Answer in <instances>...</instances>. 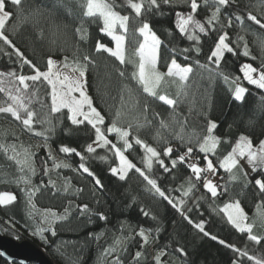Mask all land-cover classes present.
Here are the masks:
<instances>
[{
	"label": "trees",
	"instance_id": "trees-1",
	"mask_svg": "<svg viewBox=\"0 0 264 264\" xmlns=\"http://www.w3.org/2000/svg\"><path fill=\"white\" fill-rule=\"evenodd\" d=\"M197 2L201 6L196 18L205 22L214 10V6L211 3L205 4V0H197ZM115 3L120 6L116 10L122 15L130 16L124 64L107 53H96L97 41L108 46H112L113 41L100 31L103 24L99 18L92 22L90 18L82 17L83 8L79 0H25L23 13L10 22L8 32L15 45L42 71L47 69V59L50 56L58 59L67 57V60L77 67V62L83 63V55H89L93 63L86 73V90L93 100V105L105 116V124L118 121V126L129 129L132 134L128 139L132 147L126 151L128 158L145 171L146 175L156 179L159 187L167 194L180 200L182 193L189 190L191 185H195L191 188L189 196L183 197V207L185 213L194 222H205V230L210 235L204 236L189 224L176 208L150 189L135 169L130 170L123 181L118 176H114L110 169L117 166L118 159L110 145L96 147L94 153H87V146L95 140V130L87 123L78 127L71 125L67 119V109L62 110L61 113L50 114L51 100L48 93L51 89L46 81H38L30 88V92L34 89L36 93L31 107L41 118L47 116L54 125V131L48 134V139L45 140L43 136L25 130L22 124L9 114H0V138H3L2 128L5 123L12 122L23 135L46 141L79 170L63 171L64 179L70 184L67 191H63L62 183L52 188L45 185L51 178L50 173L48 176L43 175L42 161H45V158L40 154L35 155L36 174L32 181L35 187L40 186L41 181L46 187H42L36 193L34 202L40 207L62 210L69 206V201H72L71 212L66 220L58 221L53 225L56 236H51L50 232L42 236L37 235L28 216L27 201L10 183L19 176L18 166L13 160L8 159L3 150H0V192H11L17 197L13 205L0 206V233L16 240L31 241L41 247L55 264H113L115 259L104 263L101 255L114 243L116 234L125 226L132 230L141 227L150 229L152 242L141 249V242L128 241V244L120 248L115 256L119 257L121 264H154L152 250L159 251L165 246L169 257L176 264H184L185 260L174 252L176 247L185 249L187 264H232L234 259L239 260L241 264H255L254 260L248 259L249 256L264 260V239L260 244L249 240L247 233L238 232L227 222L223 213L218 211L226 200L238 199L241 207L248 214L247 222L254 223V234L264 237V216L261 215L264 213V194H260L259 189L254 187V179L261 177L251 171L247 158L244 160L250 169L248 180L253 182L248 183L247 187H245L247 182L239 170H233L237 179L232 180L229 173L219 168V161L232 150L241 134L249 135L253 139L254 146L260 139H264V90L249 85L239 70L244 63H251L259 68L264 61V30L246 19L247 13L252 12L264 22V0H236V4L227 9L229 14L245 17L244 24L241 25L235 21L233 15L234 26L225 29L229 31L234 42L238 34L243 35L244 40L240 42L238 54H226L219 69L207 60L217 40L216 32L209 31L207 35L198 34L200 41L197 43L188 41L186 34L182 35L175 28V11H190L183 0H172V5H165L160 10L145 15L144 18L162 41L159 48L158 70L166 73L173 58L182 66L191 65L193 68L188 82V96L186 102L178 109L180 114L178 117L173 116L169 106L144 93L142 87L132 78L139 63L136 49L141 37L135 32V28L139 26L140 18H136L135 13L126 6V0H115ZM81 19H84L87 27L85 40H81L80 35L75 32V28L80 26ZM221 20H225L223 14ZM244 43H247L250 52L248 57L240 54ZM197 47L200 49L199 54L195 52ZM185 48H190L192 51L184 53ZM0 49L3 50L0 51V72L15 70L24 75L34 73L29 66L21 65L12 49L2 41H0ZM185 56H188V59H185ZM197 61L199 64L196 63ZM200 65H206V68H201ZM121 72L124 73L123 76L120 75ZM220 73L229 75L228 83L223 80ZM236 76L240 77V84L249 89L242 103L236 102L233 98L234 85H231L230 81ZM166 80L168 82H162L158 92L175 98L177 87L170 82L171 78ZM208 99L210 103L207 102ZM6 100V94L0 93V101ZM145 104L149 106L147 113L144 111ZM189 107L192 108L191 113ZM117 112L120 113L119 116ZM155 113H159V117H156ZM250 118L254 121L253 124H249ZM161 119L172 123L173 126L162 129ZM207 119L218 123L219 127L215 134L221 138L216 154H209V158L218 169L217 175L222 183L221 190L224 186L229 189L225 195L216 199H213L203 188V179L196 181L190 169L183 163L178 162L176 167L172 168L170 159L162 157L170 171L165 172L155 161L149 171L144 163L145 153L140 145L135 144L134 139L139 137L161 152L163 147L170 143L174 148L172 159L184 153L186 150L184 145L191 139L194 145L192 157H195L198 165L203 168L205 166L203 154L198 152L195 142L204 134L203 129ZM181 125L184 140L178 135L181 133ZM46 127L48 126L39 122L33 125L35 131H43ZM108 136L113 137L115 134ZM7 137H9L8 133ZM112 142L117 147L123 148V141ZM62 145L75 148L84 156L83 162L95 177L100 179L102 188L95 184L93 177L79 169L81 163L79 156L75 153L59 151ZM241 167L243 168L242 165ZM243 170L246 171L244 168ZM83 204L89 206V212L81 215L76 206ZM188 208L192 211L188 212ZM141 209L147 211L149 216H144ZM101 212L106 215L107 220L99 218L97 213ZM212 235L218 239L212 240ZM219 240L235 245L241 252L246 251L248 255L241 256L234 253L232 249L221 245ZM137 251H141L143 256L139 261H134ZM3 263L5 261L0 256V264Z\"/></svg>",
	"mask_w": 264,
	"mask_h": 264
},
{
	"label": "snow or ice",
	"instance_id": "snow-or-ice-1",
	"mask_svg": "<svg viewBox=\"0 0 264 264\" xmlns=\"http://www.w3.org/2000/svg\"><path fill=\"white\" fill-rule=\"evenodd\" d=\"M25 0H0V41L7 45L15 56L19 59L21 65L29 66L34 74L24 75L19 74L15 70L4 73L0 72V93H5L7 100L0 101V114H9L16 121H19L23 128L29 132H34L37 136H43L45 140L48 139V134L54 131V125L52 121L45 116L41 118L39 113L35 111L31 105L33 104V98L36 96L35 90L30 92V88L35 85L38 81H46L50 86L51 91L48 93L50 96V114L61 113L62 110L67 109V119L73 126H80L87 123L95 130V140L93 144L96 147H107L111 146V150L114 151L116 157L119 160L118 167H112L110 169L114 176H118L121 181L125 180L127 174L130 170L135 169L147 184L150 189L154 191L159 197L166 200L172 207L176 208L178 212L192 224L195 229H197L204 236H209L210 233L205 230V222H194L186 213L183 207L184 199L183 197H188L191 188L195 185H191L189 190L182 193V198L180 200L175 199L172 195L167 194L162 190L156 179L150 178L146 175L145 171L137 167L128 157L124 154L125 151L132 147V143L129 141V136L132 134L128 128L118 126V121H112L110 124H105V116L101 114L100 111L93 105L92 98L88 95L86 91L87 79L86 73L90 64L93 61L90 59L89 55H83V63L77 62V67L79 71V76L76 78H69L64 76L61 79V73L57 68V62L50 56L47 59V70L42 71L32 60L28 59L24 52L18 48L13 39L10 38V33L8 32V27L10 22L23 13V4ZM184 4L190 8V11L185 12L183 10L175 11V28L184 35L186 34L188 41H195L199 43L200 36L198 34L207 35L209 31H214L217 33V40L214 43V47L210 50V55H208L207 60L209 63L215 65L217 69L221 67L222 61L225 60L226 54L237 55L240 49V42L244 40L243 35H237L235 42L231 39L229 31L225 29H231L234 26V19L241 25L244 24L245 17L238 14H229L227 9L232 8L236 4V0H205V4L211 3L214 6V10L211 11V15L206 19L205 22L197 19L198 9L200 4L197 0H183ZM80 6L83 8L82 17L90 18L92 22H95L96 18L102 21L103 27L100 31L106 34L108 37L114 41L115 46L110 47L100 41L96 42L95 51L96 53H107L109 56L114 57L121 64L125 63V41L126 36L130 30V16L122 15L120 11L116 10L117 7L115 0H79ZM165 5H172V0H126V6L130 8L134 13L136 18H140L139 26L135 28V32H138L139 36L142 37V41L139 43V47L136 49V55L139 57V63L137 70L133 72L132 78L137 81V83L142 87L143 92L147 93L153 98H157L163 104L169 106L172 110L173 116L178 117L180 114L178 109L180 105L186 102L188 96V82L190 74L193 72L191 65L182 66L173 58L167 68V72H160L157 68L158 58H159V48L161 46V39L153 30L151 24L145 19L147 13H152L154 11L160 10ZM11 6V7H10ZM223 10V13H222ZM225 17V20H221V15ZM246 19L253 22L255 25L259 26V29L264 30V22L262 19L258 18L257 15L252 12H248ZM207 25V27H206ZM75 32L80 35L81 40H85L87 36V27L85 26L84 19H81L80 26L75 28ZM42 34V33H41ZM0 51H3L0 49ZM192 49H183L184 53H190ZM200 49L195 48V52L199 54ZM8 55V53H5ZM243 56H250L247 43L243 45ZM67 60V57L64 58ZM188 59V56H185ZM255 59V57H252ZM199 64V61L196 62ZM68 65L65 63L64 67ZM201 68H206V65H200ZM55 69V71H54ZM240 72L243 73V79L247 81L249 85L255 86L259 90H264V61L261 62L259 68L254 67L251 63H244L240 66ZM121 76L124 75L123 72L120 73ZM223 80L228 83L229 75L220 73ZM166 78H171V83L175 84L177 87V92L175 93V98H172L168 94H160L158 89L161 88L162 82H168ZM231 85H234L233 98L236 102H243L245 100L246 94L249 89L240 84V77L236 76L230 81ZM78 93V96L75 95ZM210 103V99L207 101ZM41 107H43V102H41ZM144 111L147 113L149 111V106L144 105ZM192 112V108L189 107V113ZM120 113L117 112V116ZM199 115V113H197ZM156 117H159V113H155ZM39 122L42 125H47L43 131H35L33 128L34 123ZM150 123V121H149ZM254 121L249 120V124H253ZM173 126L172 123H167L163 119L160 120V127L162 129H168ZM131 125L129 126V128ZM219 127L216 121L211 119L206 120L205 128L203 129V135L199 136L195 142V146L198 147V152L203 154V160L205 161V166L202 168L196 162H189L188 168L195 177L196 181L203 179V188L211 194L213 199L225 195L229 189L224 186L223 190L219 184L213 183L212 179H209L208 174L215 176L217 173V167L214 165L213 160L209 158V154L215 155L216 149L221 143V138L215 134V131ZM107 133V134H106ZM115 134L119 141H123V150L117 147L109 138L108 135ZM181 140H184L183 126L181 125V133L178 134ZM135 144L140 145L143 149L144 163L146 168L150 171L153 165V161L158 163L165 172H169L170 168L165 164V160L162 157H168L170 159L171 167L175 168L177 163H185L186 160H190L193 156L194 145L189 139L187 144L184 145L186 150L183 154L177 156L176 159H172L174 152L173 146L169 143L163 147L162 152L158 151L157 148L150 146L145 143L139 137H135ZM93 144H89L86 148L87 153H94L96 147ZM0 150H3L5 154L11 151V155L8 156L9 160H14L18 165H20V171L23 172L27 169L32 175H35V168L33 166V156L35 153L30 152L28 149H24L23 152L17 151L16 145L0 143ZM59 151L62 153H75L80 157L81 163L79 164V169L83 173H87L88 176L93 177L96 185L101 188L103 185L99 178L95 177V174L90 170L89 167L85 165L84 156L78 152L75 148L68 146H61ZM48 160L53 161V167H68L67 164L57 163L52 156L51 151L47 152ZM247 158V163L251 167L253 173H258L261 178L254 179V187L259 189L260 194H264V139H260L258 144L254 146L253 139L249 135L241 134L227 155L219 161V168L223 169L225 172L230 174V179L236 180L237 176L234 174L233 170H239L245 181V187L248 183H253L248 180V172L244 171L241 167V161ZM43 163V175L48 176L50 169L48 168L47 160L42 161ZM25 184H31L30 178L24 179ZM49 184L54 186V182L49 180ZM42 187H46L44 182L41 181L40 186L33 188H22L21 191L25 193L27 197L28 204L34 209L35 205L32 203L33 197L37 192L41 190ZM67 191V188H65ZM83 191V189H80ZM17 200V197L11 192H0V206L13 205ZM68 207L64 208V213L58 215L56 212L48 209L43 213V221L48 224V227H37V233H44L50 231L51 236H56V231L51 229V225L56 221L66 220L71 212L72 201L68 202ZM81 215L89 212V206L87 204L77 205ZM197 207L199 205L197 204ZM144 216H149V213L141 209ZM188 212L192 209L188 208ZM220 213L226 217L227 222L231 224L238 232L247 233L248 239L260 244L264 237L254 234V223H248V214L241 207V203L238 199L226 200L222 207L218 209ZM30 217L33 213H29ZM101 220H107L104 213H97ZM264 216V213H261ZM155 219V217H152ZM9 223V222H5ZM157 232L159 229L156 230ZM140 237L141 244L140 247L143 249L145 245L152 242L151 230H146L143 227L139 229L136 233ZM212 240H217L218 238L214 235L211 236ZM120 243V241H117ZM221 245L232 249V251L241 256H247L246 251L241 252L239 248L235 245L226 244L224 240H219ZM167 246L157 252L154 257V264H173L170 259H165L169 256L167 252ZM115 251L114 248H109L106 252L111 253ZM175 253L179 256L184 257V264H187L186 257L187 253L183 247H176L174 249ZM4 253H0L3 255ZM143 253L137 251L135 253L134 261H139ZM248 259L254 260L255 264H264V260L257 259L255 257L249 256ZM113 264H121L119 257L113 261ZM232 264H241L239 260L234 259Z\"/></svg>",
	"mask_w": 264,
	"mask_h": 264
},
{
	"label": "rangeland",
	"instance_id": "rangeland-1",
	"mask_svg": "<svg viewBox=\"0 0 264 264\" xmlns=\"http://www.w3.org/2000/svg\"><path fill=\"white\" fill-rule=\"evenodd\" d=\"M142 39L143 38L141 37V41H142ZM114 46H115V44H114V41H113V45L110 46V47H114ZM53 59L57 62V68L59 69V71L61 73V79L64 76H68L69 78H76V77L79 76L78 67L73 66L68 60L58 59V58H53ZM65 63L68 65L67 67H64V64ZM46 70H44V71H46ZM54 71H55V69H54ZM75 95L78 96V93H76ZM2 130H3L2 131L3 132L2 133V137L3 138H0V143H4V144H13L14 143L16 145L17 151L23 152L24 149H28L30 152L35 153V155L36 154L42 155L43 158H45V160H47L48 168L50 169V172L49 173H50V176H51V178H49V180H51V181L54 182V186L51 185V184H49L48 182L45 185H49L52 188H56L57 185H60L62 183L63 184V191H65V188H68L69 187L70 184L64 179L63 171L64 170H67V169H72L74 171H79V170L76 167H74L71 163H69V161L65 157L62 156V154L56 152V150L50 144H48L44 140L30 138L28 136L23 135L14 126V124L12 122H8L7 121L5 123V126L2 128ZM7 133L9 134V137H7ZM108 138L111 141H116V140L119 141L117 139L116 135L113 136V137L108 136ZM91 144H93V142ZM93 146L96 147L95 144H93ZM121 149L123 150V148H121ZM49 150L51 151L52 156H53V158L55 159V161L57 163L67 164L68 167H60V168L53 167V161L52 160H48V158H47V152ZM11 154H12L11 151H9V153L6 154V155L8 157ZM124 154L127 156L126 151L124 152ZM35 155L33 156V166L35 168V173H36ZM14 162L16 163V161H14ZM241 165L243 166V168L247 172H250V169L247 166L245 160H242L241 161ZM17 166H18V169H19V176H18V178L14 179V180H11L10 183L12 185H14L18 189L20 195L27 201V197L25 196V193L21 191V189L22 188L27 189V188H33V187H35V185H34V183L32 181L34 175H32L30 172H28L27 169H24V171L21 172L20 171V167L21 166L18 165V164H17ZM118 166H119V160H118L117 166H115V167H118ZM28 178H30L31 184H25L24 183V179H28ZM34 197H33L32 203L35 205V208L33 209L28 204V202H27V209H28L27 212H28L29 219L31 220V223H32V225L35 228L34 229L35 230V233L37 235H39V236H42L46 232H44V233H37L36 232V229H37V227H45V228L48 227V224L46 222H42L43 221V213H45L46 210L51 209L52 211L56 212L58 215H62L64 213V209L58 210V209H53V208L40 207L39 205H37L34 202ZM30 212L33 213V216H31V217L29 215ZM56 222H58V221H56ZM55 223H53L51 225V229L52 230H53V225ZM131 230H132V228H127V226H125V227H123V229L119 233L116 234L114 243L111 246L107 247L103 251V253L101 255V259H102V261L104 263H106L107 261L111 262L114 259H116L115 256L117 255L119 249L120 248H123L124 245H127L128 244V241H132L133 243L135 241L141 242L140 237L138 235H136V233L139 231V229H134L132 231ZM124 231L126 233H124ZM48 232H50V231H48ZM117 241H120V243H117ZM149 244L148 245H145V246H149ZM109 248H114L115 251H113L111 253L106 252V250L109 249ZM157 252L158 251H156L154 249L152 250L151 253L153 255V258L155 257V255L157 254ZM165 259H170V260L173 261V259L171 257H169V256L168 257H165ZM173 264H176V263L173 261Z\"/></svg>",
	"mask_w": 264,
	"mask_h": 264
},
{
	"label": "water",
	"instance_id": "water-1",
	"mask_svg": "<svg viewBox=\"0 0 264 264\" xmlns=\"http://www.w3.org/2000/svg\"><path fill=\"white\" fill-rule=\"evenodd\" d=\"M0 255L7 263L55 264L45 251L27 239L16 240L0 233Z\"/></svg>",
	"mask_w": 264,
	"mask_h": 264
},
{
	"label": "built area",
	"instance_id": "built-area-1",
	"mask_svg": "<svg viewBox=\"0 0 264 264\" xmlns=\"http://www.w3.org/2000/svg\"><path fill=\"white\" fill-rule=\"evenodd\" d=\"M189 162H196L197 163V160H196L195 157H191L190 160H186L185 163L188 165ZM208 177H209V179H212L213 183H216V184H219L220 186H222V183H221L217 173H216L215 176H212L211 174H208ZM221 189H222V187H221ZM3 264H7V263L5 262Z\"/></svg>",
	"mask_w": 264,
	"mask_h": 264
},
{
	"label": "bare ground",
	"instance_id": "bare-ground-1",
	"mask_svg": "<svg viewBox=\"0 0 264 264\" xmlns=\"http://www.w3.org/2000/svg\"><path fill=\"white\" fill-rule=\"evenodd\" d=\"M185 165L186 168H188L187 164L186 163H183ZM189 169V168H188Z\"/></svg>",
	"mask_w": 264,
	"mask_h": 264
}]
</instances>
